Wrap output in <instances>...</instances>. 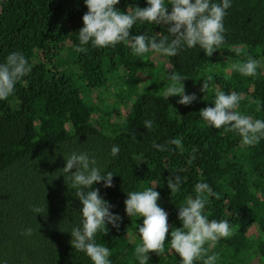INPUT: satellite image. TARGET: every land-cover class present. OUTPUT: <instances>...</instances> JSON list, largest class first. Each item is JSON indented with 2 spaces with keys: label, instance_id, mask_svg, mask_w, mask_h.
I'll return each instance as SVG.
<instances>
[{
  "label": "trees",
  "instance_id": "trees-1",
  "mask_svg": "<svg viewBox=\"0 0 264 264\" xmlns=\"http://www.w3.org/2000/svg\"><path fill=\"white\" fill-rule=\"evenodd\" d=\"M135 6L147 7V0L116 5L125 12ZM87 11L84 0H0V64L10 53L21 52L31 67L14 94L0 100V264H92L70 243V231L81 224L82 205L57 171L73 151L87 152L102 172L114 174L113 187L93 186L122 217L118 229L109 224L107 235L96 236L97 243L111 249L112 264H139L135 248L142 243L138 225L143 217L126 214L127 192L156 187L169 225L179 228V207L196 197L197 182L216 193L204 194V214L210 221L227 220L235 230L209 249L219 256L216 264H249L251 255L264 264V139L244 146L238 133L209 127L199 115L214 107L219 89L243 93L238 111L264 120V0H232L221 50L207 57L199 46L185 48L165 57L169 68L160 72L150 61L153 51L135 56L123 42L108 48L89 42L86 52L75 51ZM130 31L159 38L167 26L137 24ZM64 54L72 64L68 73L57 65ZM249 55L261 61L255 77L226 73L229 61H245ZM173 72L188 78L185 92L197 97L192 104L179 107L178 96L164 97ZM209 75L213 79L203 93ZM110 88L119 103L127 104L126 115L114 122L111 110L92 122L95 103ZM250 99L260 100L259 112ZM145 120L153 122L151 131ZM173 138L182 141L180 147L166 143ZM154 142L166 150L159 151ZM114 145L120 150L115 157ZM193 148L195 160L189 164ZM174 171L182 185L171 194L167 179ZM45 200L47 217L35 216L31 207ZM27 228L33 229L31 235L22 234ZM171 230L164 254L149 253L148 264H181L170 246Z\"/></svg>",
  "mask_w": 264,
  "mask_h": 264
},
{
  "label": "clouds",
  "instance_id": "clouds-1",
  "mask_svg": "<svg viewBox=\"0 0 264 264\" xmlns=\"http://www.w3.org/2000/svg\"><path fill=\"white\" fill-rule=\"evenodd\" d=\"M88 11L82 16L83 27L79 29V45L77 52H86L84 47L91 42L94 48L115 47L119 43L128 45L133 55L143 57L150 50L164 57H174L185 48L199 46L207 57L221 50L225 44L224 19L227 10L232 6V0H147V7L139 6L121 11L116 7L120 0H84ZM171 5V11L167 5ZM139 25H165L167 34L149 36L146 32L134 35L130 31ZM261 61L251 55L245 61H237L231 65L230 70L246 77H255ZM31 71L28 60L21 52L10 53L5 63L0 64V100H7L14 94L18 81L27 76ZM169 84L164 90V97L179 96L177 103L188 106L196 99L195 93L186 94L184 81L188 78L179 73H171L168 77ZM213 77L209 75L203 79L201 92L206 93L210 88ZM245 100L243 93L232 91L225 93L217 89L215 91L214 107H205L200 110V117L209 127L224 128L227 132H236L241 137L244 146H255L264 139V120L254 119L251 115L242 114L238 109L241 101ZM250 103L256 105V111L261 110V102L258 99H250ZM147 130L153 129V122L144 121ZM167 144L180 147L182 141L173 138ZM159 151H165V144L153 143ZM119 147L111 148L113 157L119 154ZM187 161L189 164L195 160L196 149ZM65 166L57 171L64 177L65 184L79 199L82 207L81 224L72 228L71 245L76 251L85 253L92 264H112L109 257L111 249L104 244L97 243L96 236L108 234L107 225L119 228L122 220L118 214L110 209V204L100 194L95 184L103 182V187H113L112 172H102L95 158L87 152H75L64 156ZM75 169V171H72ZM179 171H183L180 169ZM174 175L167 179V186L171 194L177 193L182 185V178ZM57 176V177H59ZM156 188V187H155ZM155 188H146L143 191L127 192L124 201L125 212L131 218L143 217L142 225H138V233L142 243L135 248V256L139 264H148L149 253L162 256L165 252V241L170 232V246L181 259V264H216L218 254H209V249L216 246L222 238L234 235V228L227 220H209L204 214L209 196L216 193L209 184L197 182L195 198L189 197L186 204L179 207L178 219L182 227H172L168 223V213L159 206L160 193ZM35 214L47 217V203L32 206ZM32 228H27L23 235H31ZM208 245L206 248L205 245ZM2 264H7L6 261Z\"/></svg>",
  "mask_w": 264,
  "mask_h": 264
},
{
  "label": "rangeland",
  "instance_id": "rangeland-1",
  "mask_svg": "<svg viewBox=\"0 0 264 264\" xmlns=\"http://www.w3.org/2000/svg\"><path fill=\"white\" fill-rule=\"evenodd\" d=\"M150 61L156 65V68L159 72L160 70H162L161 68H165V69L169 68L166 58L155 52L150 53ZM232 64L233 63L229 61L228 70L226 72L227 74L230 73V68ZM57 65L61 72L68 73L72 64L68 56L64 54L63 56L58 58ZM101 99L102 102L99 101L100 104L95 103L97 112L96 114L92 115L91 121L95 122V121H99V119H101L104 116L107 117L108 114L106 113L108 111L111 112L112 110L113 112H112L111 120L114 122H120V120H122V118H124V116L126 115L128 109L127 104L125 102L119 103V101H117L113 88H110L106 92H103L101 95ZM179 99L180 97L178 96V100ZM177 104H178L177 106L179 107L181 106V104L179 103ZM249 261H250L249 264H259L258 258L253 257L252 255L250 256Z\"/></svg>",
  "mask_w": 264,
  "mask_h": 264
}]
</instances>
